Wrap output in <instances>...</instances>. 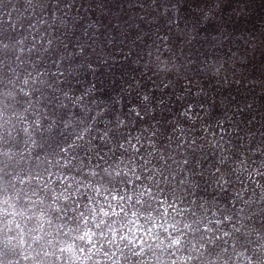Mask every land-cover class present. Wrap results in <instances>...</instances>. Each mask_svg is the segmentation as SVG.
I'll use <instances>...</instances> for the list:
<instances>
[{
    "label": "clouds",
    "instance_id": "1",
    "mask_svg": "<svg viewBox=\"0 0 264 264\" xmlns=\"http://www.w3.org/2000/svg\"><path fill=\"white\" fill-rule=\"evenodd\" d=\"M0 264H264V0H0Z\"/></svg>",
    "mask_w": 264,
    "mask_h": 264
}]
</instances>
